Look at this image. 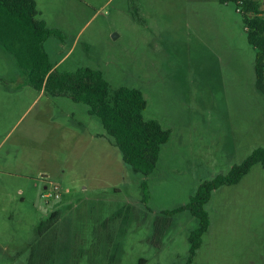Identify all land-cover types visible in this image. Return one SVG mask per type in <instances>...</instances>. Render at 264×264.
<instances>
[{
  "label": "rangeland",
  "instance_id": "obj_1",
  "mask_svg": "<svg viewBox=\"0 0 264 264\" xmlns=\"http://www.w3.org/2000/svg\"><path fill=\"white\" fill-rule=\"evenodd\" d=\"M34 1L58 33L45 43L58 70H99L112 90H139L144 119L171 135L142 177L86 106L39 96L0 46V264H186L197 220L165 212L264 148V95L236 5ZM205 210L191 264H264L260 165L212 192Z\"/></svg>",
  "mask_w": 264,
  "mask_h": 264
},
{
  "label": "trees",
  "instance_id": "obj_2",
  "mask_svg": "<svg viewBox=\"0 0 264 264\" xmlns=\"http://www.w3.org/2000/svg\"><path fill=\"white\" fill-rule=\"evenodd\" d=\"M218 1L235 4L241 14L247 43L255 51V88L264 95V9L261 2ZM57 36L56 30L38 18L34 0H0V46L14 59L27 84L37 92L65 97L86 106L88 114L100 120L106 137L119 151L123 163L147 178L155 169L161 147L170 139V131L157 121L144 119L146 102L139 90L127 87L112 90L99 70L79 68L66 72L54 68L45 43ZM257 164L264 169V148L253 150L226 174L202 182L186 205L165 212L174 215L187 211L197 220V228L188 237L186 264H191L210 226L205 206L212 192L222 186L238 184ZM141 187L145 191V181ZM56 217V213L52 214L49 222L54 223Z\"/></svg>",
  "mask_w": 264,
  "mask_h": 264
},
{
  "label": "crops",
  "instance_id": "obj_3",
  "mask_svg": "<svg viewBox=\"0 0 264 264\" xmlns=\"http://www.w3.org/2000/svg\"><path fill=\"white\" fill-rule=\"evenodd\" d=\"M259 2H261V5H262V8L264 9V0H258ZM58 66H60V64H57V65H55L54 66V68H57ZM17 73H18V75H17V78L18 79H21V80H24L25 82H26V80L25 79H23L24 77L22 76V74H21V72L19 71V69H17ZM26 84H27V82H26ZM39 93V96H48V97H51V96H49V95H47L46 93H44L43 91H40V92H38ZM44 188H46V187H44Z\"/></svg>",
  "mask_w": 264,
  "mask_h": 264
},
{
  "label": "built area",
  "instance_id": "obj_4",
  "mask_svg": "<svg viewBox=\"0 0 264 264\" xmlns=\"http://www.w3.org/2000/svg\"><path fill=\"white\" fill-rule=\"evenodd\" d=\"M56 190V189H55ZM49 195L47 194V195H45V197H48ZM55 197H57V195L55 196Z\"/></svg>",
  "mask_w": 264,
  "mask_h": 264
}]
</instances>
